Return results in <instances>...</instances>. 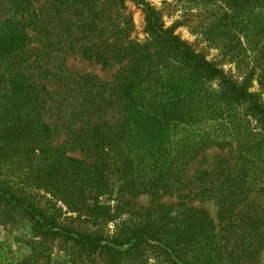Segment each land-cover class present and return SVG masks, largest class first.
I'll use <instances>...</instances> for the list:
<instances>
[{
    "label": "trees",
    "instance_id": "16d2710c",
    "mask_svg": "<svg viewBox=\"0 0 264 264\" xmlns=\"http://www.w3.org/2000/svg\"><path fill=\"white\" fill-rule=\"evenodd\" d=\"M194 15L202 47L147 0H0V221L29 225L0 264H264V0Z\"/></svg>",
    "mask_w": 264,
    "mask_h": 264
},
{
    "label": "rangeland",
    "instance_id": "374dc122",
    "mask_svg": "<svg viewBox=\"0 0 264 264\" xmlns=\"http://www.w3.org/2000/svg\"><path fill=\"white\" fill-rule=\"evenodd\" d=\"M153 4L157 9L161 10L162 19L166 24H170L175 19H181L185 17V23L176 28V32L186 39L187 41H196L198 47H202L204 42L202 38L208 37L205 34L204 37L200 36L201 26L203 28L207 27L209 23H196L198 18L194 14L201 10L204 5L211 6L217 3L218 0H147ZM35 5H40L41 0H34ZM128 9L131 11L132 20L134 23L135 35L138 39L142 38L141 25H142V15L138 7L130 2L126 3ZM200 26V27H199ZM243 40L245 38H242ZM212 53V50H210ZM63 58V68L65 73L71 72L76 74H94L97 75L102 80H109L110 75L116 69V65H110L108 67H102L100 64L88 61L79 57L77 54L66 53L62 56ZM46 87L49 91H54L58 85L57 79L53 76H48L44 80ZM76 154V153H73ZM219 153L215 149H208L203 154L198 161L192 163L188 170L194 167L202 168L208 166ZM260 199H263L262 197ZM146 197H138V203H145ZM162 200L167 203L175 202L173 198L163 197ZM190 205L201 208L212 218L215 216V206L210 199L205 198H192L189 200ZM29 237V225L21 218H14L13 220H2L0 221V263L6 261H13L21 256L28 253V248L23 242ZM49 264H67L61 255H52ZM151 264H161V263H151Z\"/></svg>",
    "mask_w": 264,
    "mask_h": 264
}]
</instances>
